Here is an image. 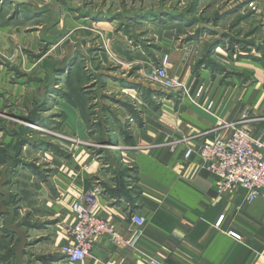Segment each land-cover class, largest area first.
Instances as JSON below:
<instances>
[{"label": "crops", "instance_id": "crops-1", "mask_svg": "<svg viewBox=\"0 0 264 264\" xmlns=\"http://www.w3.org/2000/svg\"><path fill=\"white\" fill-rule=\"evenodd\" d=\"M32 1L34 5H25L30 10L23 13L39 19L41 5L37 2L56 0ZM61 1L63 19L68 22L84 21L106 28L116 20L129 18H124L121 10L142 5L143 14L125 20L126 24H149L152 19L151 24L157 25L158 18L168 23L171 20L175 26L195 24L194 35L173 36L184 44L171 47L168 71L187 83L192 94L201 89L197 98L201 105L189 102L182 90L175 93L154 82L138 83L132 77L135 69L119 76L123 78L121 88L133 95L142 90L153 104L152 113L136 108L133 100L120 98L121 102H113V112L107 111L91 131L89 118L80 109L82 105L64 97L59 99L63 111L60 131L88 138L96 146L70 143L62 152L50 156L44 175L31 165L37 185L30 190L27 206L18 212L0 208V264H143L148 258H156L162 264H264V197L249 202L243 188L220 194L219 178L203 166L197 154L185 159V144L173 150L162 145L193 136L187 145L198 147L205 140L230 137L233 130L224 124L240 120H246L251 134L264 141L263 61L247 58L251 62H240L254 76L244 82L226 83L220 81L223 66L208 65L203 59L207 53L226 56L225 40L221 43L215 37L220 35L222 22L229 21L230 25L237 12L246 9V1L221 0L220 5L218 0H119V6L118 0ZM256 1L262 15L264 0ZM203 3L218 15L200 20L197 15ZM113 9L121 13V20L115 18ZM244 17L231 23L234 32L230 36L222 32L225 39L245 41L243 33L235 32L243 26ZM258 35L253 31L248 38L256 41ZM205 36L212 40L209 52H197L194 46L187 49L189 41ZM172 45L169 42L165 48ZM251 46L254 50L246 48L247 52H256L258 44ZM158 53L156 59L162 55ZM210 104L209 110L203 107ZM4 127H0V133ZM95 188L100 192L93 211L110 221L134 245H119L103 236L84 261L70 263L62 247L69 241L66 230L73 222L71 204ZM8 197L9 194L5 201ZM132 213L143 216L145 223L133 222ZM221 215L224 219L218 226L216 221ZM230 230L242 238H234Z\"/></svg>", "mask_w": 264, "mask_h": 264}, {"label": "rangeland", "instance_id": "rangeland-1", "mask_svg": "<svg viewBox=\"0 0 264 264\" xmlns=\"http://www.w3.org/2000/svg\"><path fill=\"white\" fill-rule=\"evenodd\" d=\"M245 1L246 9L237 12L234 17L236 22L238 17L246 16L243 26L235 30L236 33H243L245 41L225 39L222 32L230 36L234 32L230 27L234 21L230 25L229 21L222 22L218 29L220 35L215 38L221 43L225 40L226 46L223 48L226 56L203 55L208 65L223 66L225 71L219 72L222 82H244L254 76V72L243 69L240 62L249 63L256 59L263 61L264 67V11L261 15V5L256 0ZM37 3L41 5L39 13L42 16L39 19L36 15L27 17L28 14L23 13L24 10H30L28 6L16 8L14 3L12 6L0 5V127L5 126L0 133V208L17 209V212L27 206L30 190L37 185L33 181V167L44 175L50 156L62 152L70 143L75 146H96L88 138L60 131L58 125L63 120V111L59 99L64 97L80 103L82 108L78 107L89 118L91 131L95 130L107 111L113 112V102H121L120 98L133 100L136 108L144 113H152L154 108L148 96L142 95V90L136 95L125 92L126 89L120 85L123 78L119 76L135 69L132 77L138 83L154 82L164 88L160 80L151 76V70L160 64L162 56H170L171 47L183 46L184 42L174 40L176 38L173 36L180 33L187 37L196 33L195 24L185 22L175 26L170 23L171 20L168 23L159 18L157 25L151 24L152 19L149 24H126L125 20L143 14L142 5L121 10L123 17L129 15V18L116 20L105 28L84 21H65L61 0ZM216 3L221 5L223 2L218 0ZM117 5H120L119 0ZM206 5L203 3L201 10H198L200 20L219 13ZM182 10L186 12V9ZM114 12L117 13L115 18L120 19L121 13L113 9ZM253 31L259 34L256 41L248 38V34ZM164 41L166 45L169 42L173 45L165 48ZM193 41H189L187 49L194 46L197 52H209L207 49L211 39L205 36ZM256 43V52H247L246 48L253 51L251 45ZM141 52L146 55L142 56ZM158 52L162 55L156 59ZM183 84L185 89L182 91L186 92L188 101L200 104L197 98L201 89L199 94V91L192 94L190 86L185 82ZM165 90L179 92L177 89ZM210 106L203 107L209 110ZM129 120L134 122L133 117ZM32 125H38L43 130L34 129ZM1 162H6V168L1 166ZM8 194V200L5 201Z\"/></svg>", "mask_w": 264, "mask_h": 264}, {"label": "built area", "instance_id": "built-area-1", "mask_svg": "<svg viewBox=\"0 0 264 264\" xmlns=\"http://www.w3.org/2000/svg\"><path fill=\"white\" fill-rule=\"evenodd\" d=\"M170 64V56H162L160 64L151 70V76L160 80L165 89L184 90L183 82L169 75ZM245 122L246 120H240L233 124L225 123V127H231L233 130L230 137L205 140L198 147L187 145L193 136L173 139L162 145L173 150L185 144L184 158L190 159L197 154L203 166L219 178L217 189L220 194L243 188L246 190L248 201L253 202L260 196L264 197V141L255 138ZM99 192L100 190L95 188L71 204L73 222L66 230L69 241L62 247V252L70 263L84 261L97 240L103 236H109L112 242L119 245H134V241L125 240L123 234L110 221L93 211ZM131 219L137 225L145 223V218L135 213H132ZM223 219L224 215H221L216 225L220 226ZM229 233L236 239L242 238L236 231L230 230ZM143 264L162 263L156 258H148Z\"/></svg>", "mask_w": 264, "mask_h": 264}, {"label": "water", "instance_id": "water-1", "mask_svg": "<svg viewBox=\"0 0 264 264\" xmlns=\"http://www.w3.org/2000/svg\"><path fill=\"white\" fill-rule=\"evenodd\" d=\"M1 3H16V5H30L33 6L34 2L32 0H0ZM66 257V256H65Z\"/></svg>", "mask_w": 264, "mask_h": 264}, {"label": "bare ground", "instance_id": "bare-ground-1", "mask_svg": "<svg viewBox=\"0 0 264 264\" xmlns=\"http://www.w3.org/2000/svg\"><path fill=\"white\" fill-rule=\"evenodd\" d=\"M32 126H33L32 128H34V129H37V130H43L42 127H40V126H38V125H37V126H36V125H32Z\"/></svg>", "mask_w": 264, "mask_h": 264}]
</instances>
